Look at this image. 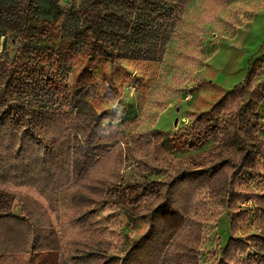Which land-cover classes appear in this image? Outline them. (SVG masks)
Returning <instances> with one entry per match:
<instances>
[{
	"label": "trees",
	"instance_id": "16d2710c",
	"mask_svg": "<svg viewBox=\"0 0 264 264\" xmlns=\"http://www.w3.org/2000/svg\"><path fill=\"white\" fill-rule=\"evenodd\" d=\"M190 1L0 0V47L2 38L17 46L13 58L0 48V264H30L24 258L40 252L59 253L58 264H200L211 204L234 214L219 264H264V56L180 138L192 148L212 139L216 153L144 184L100 169L116 138L105 132L106 113L72 97L68 83L72 63L162 59ZM91 82L87 70L75 79L78 88ZM244 173L262 178L261 193L241 186ZM63 191L70 233L55 229ZM105 201L145 225L124 258L92 210ZM252 214L257 234L238 237Z\"/></svg>",
	"mask_w": 264,
	"mask_h": 264
},
{
	"label": "rangeland",
	"instance_id": "374dc122",
	"mask_svg": "<svg viewBox=\"0 0 264 264\" xmlns=\"http://www.w3.org/2000/svg\"><path fill=\"white\" fill-rule=\"evenodd\" d=\"M72 1L59 3L66 6ZM51 33L59 42L56 20ZM4 43L2 38L1 52L6 49L13 58L17 46L13 41L6 47ZM263 56L264 0H191L162 59L134 62L100 58L84 66L72 63L68 76L72 97L81 96L96 104L100 113H106L105 132L116 138L100 169H114L128 185L172 178L181 161H198L194 167L204 164L206 155L216 153L212 139L195 148L179 141L200 115L244 82L251 64ZM84 70L92 82L78 88L75 79ZM154 131L170 135L160 137ZM220 160L214 162V171L221 166ZM240 180L244 189L262 192L260 176L244 173ZM65 194L66 191L60 194L61 215L55 219V229L64 228L70 233ZM113 196L122 198L118 192ZM92 210L102 230L117 244L116 255L121 258L144 235V223L109 201ZM15 214L21 215V209L17 208ZM233 216L228 208L209 206L200 264L220 263L221 251L232 238ZM257 229L252 214L240 224L237 236L255 235ZM24 259L30 264H58L59 253L40 252ZM6 264H15V260Z\"/></svg>",
	"mask_w": 264,
	"mask_h": 264
},
{
	"label": "water",
	"instance_id": "95a60500",
	"mask_svg": "<svg viewBox=\"0 0 264 264\" xmlns=\"http://www.w3.org/2000/svg\"><path fill=\"white\" fill-rule=\"evenodd\" d=\"M4 47H5V43H4Z\"/></svg>",
	"mask_w": 264,
	"mask_h": 264
}]
</instances>
